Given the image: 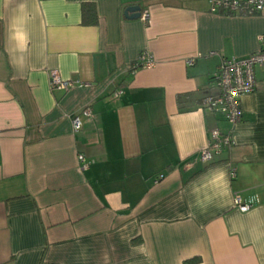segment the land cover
Wrapping results in <instances>:
<instances>
[{"label":"crops","instance_id":"obj_1","mask_svg":"<svg viewBox=\"0 0 264 264\" xmlns=\"http://www.w3.org/2000/svg\"><path fill=\"white\" fill-rule=\"evenodd\" d=\"M263 33L209 0H0V264H264V63L239 122L204 104ZM53 69L89 85L51 89ZM213 130L232 144L202 161Z\"/></svg>","mask_w":264,"mask_h":264},{"label":"built area","instance_id":"obj_2","mask_svg":"<svg viewBox=\"0 0 264 264\" xmlns=\"http://www.w3.org/2000/svg\"><path fill=\"white\" fill-rule=\"evenodd\" d=\"M210 11L222 12L229 14L251 15L262 14L264 16V0H209ZM144 20L147 19L148 13L145 11L141 15ZM261 48L249 54L245 58L224 57L220 62L211 80L217 87L218 91L214 95L205 97L204 104L206 107L221 114L227 121L236 123L241 120L242 111L240 108V97L244 94L254 91L256 80L254 77V67L257 64L264 63V33L259 36ZM154 64L153 59L146 52H142L133 64V68L140 66L150 67ZM186 64H193L192 59L186 60ZM86 81L63 79L57 70L49 72V87L51 89L67 90L75 86H87ZM121 91H117L118 95ZM81 115L90 117L92 115L89 106L85 105L81 109ZM82 121L80 116L72 118V127L74 131L80 130ZM232 144L230 133H221L219 130H213L207 144L199 150V158L202 161L212 159L214 152H218L223 146ZM81 169H86L92 163L87 160L81 153L77 155ZM162 175L156 177L155 182L160 180ZM234 204L240 211H246L250 204L243 203L239 196L234 197Z\"/></svg>","mask_w":264,"mask_h":264},{"label":"trees","instance_id":"obj_3","mask_svg":"<svg viewBox=\"0 0 264 264\" xmlns=\"http://www.w3.org/2000/svg\"><path fill=\"white\" fill-rule=\"evenodd\" d=\"M81 20L83 24H95L97 22L96 12H95V8L93 5L89 3L82 4Z\"/></svg>","mask_w":264,"mask_h":264},{"label":"water","instance_id":"obj_4","mask_svg":"<svg viewBox=\"0 0 264 264\" xmlns=\"http://www.w3.org/2000/svg\"><path fill=\"white\" fill-rule=\"evenodd\" d=\"M130 13V14H128ZM124 15L127 18H138L140 16V8L137 5L128 6L125 11Z\"/></svg>","mask_w":264,"mask_h":264},{"label":"clouds","instance_id":"obj_5","mask_svg":"<svg viewBox=\"0 0 264 264\" xmlns=\"http://www.w3.org/2000/svg\"><path fill=\"white\" fill-rule=\"evenodd\" d=\"M24 7H25V6H24L23 4H20V5H19V8H20L21 11L24 9ZM16 24H17V21L14 20V21L12 22V25H11V27H12V29H13V35H14V36L18 34L17 31H16ZM21 51H23V49H21ZM134 251H138V252H140L141 254H145V255H146V249H145V246H144V245L136 246V247L134 248Z\"/></svg>","mask_w":264,"mask_h":264}]
</instances>
